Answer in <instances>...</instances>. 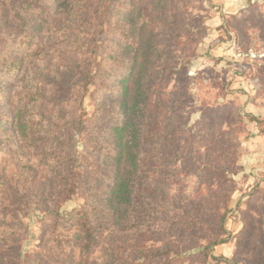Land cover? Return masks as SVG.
Listing matches in <instances>:
<instances>
[{"label": "trees", "instance_id": "1", "mask_svg": "<svg viewBox=\"0 0 264 264\" xmlns=\"http://www.w3.org/2000/svg\"><path fill=\"white\" fill-rule=\"evenodd\" d=\"M191 2L0 0V264H236L214 252L230 241L246 114L230 91L188 89L203 34ZM32 209L49 230L25 254ZM236 210L239 247L264 264V186Z\"/></svg>", "mask_w": 264, "mask_h": 264}, {"label": "rangeland", "instance_id": "2", "mask_svg": "<svg viewBox=\"0 0 264 264\" xmlns=\"http://www.w3.org/2000/svg\"><path fill=\"white\" fill-rule=\"evenodd\" d=\"M252 4H259L258 9ZM190 13L198 16L203 34L190 65L189 74L196 79L188 85L189 91L196 98L230 91L224 102L246 114L245 126L238 129L235 137L239 161L238 174L234 176L237 190L229 204L232 211L226 226L231 234L230 241L217 246L214 254L233 259L236 264H248L253 252L240 248L237 242V233L243 224L236 207L240 203L246 208L254 187L264 186V138L262 141L256 139V136L264 135V0H192ZM225 17L232 24L229 32L222 28ZM211 56L220 60L217 62ZM86 105L92 112L89 96ZM199 117L200 112L192 114L191 123ZM83 203L84 192L81 190L60 210L66 214L81 208ZM20 217L28 226L24 253H32L46 240L49 225L38 209L21 212ZM186 264L204 263L198 256ZM208 264H216V261L209 259Z\"/></svg>", "mask_w": 264, "mask_h": 264}, {"label": "crops", "instance_id": "3", "mask_svg": "<svg viewBox=\"0 0 264 264\" xmlns=\"http://www.w3.org/2000/svg\"><path fill=\"white\" fill-rule=\"evenodd\" d=\"M264 136V135H263ZM262 135H259V136H256V139H257V141L259 140H261L262 141V138H264Z\"/></svg>", "mask_w": 264, "mask_h": 264}]
</instances>
